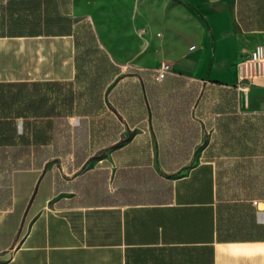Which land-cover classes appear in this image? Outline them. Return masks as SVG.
<instances>
[{
  "label": "crops",
  "instance_id": "crops-1",
  "mask_svg": "<svg viewBox=\"0 0 264 264\" xmlns=\"http://www.w3.org/2000/svg\"><path fill=\"white\" fill-rule=\"evenodd\" d=\"M178 1L200 13L193 38L201 32L203 44L185 49L166 76L213 80L201 71L211 38L200 9L230 7L245 41L229 65L233 83L213 81L236 85L237 63L264 44V29H245L264 27L250 23L264 0ZM140 13V0H0V83L24 84L11 86L22 110L37 103L35 115L8 118L16 132L6 137L51 141L0 146V264H264V197L228 207L213 162L174 177L152 158L156 149L124 147L131 133L123 128L113 144H91L99 135L93 109L121 77L103 80L82 48L110 43L109 16L134 30ZM186 59L187 69L176 70Z\"/></svg>",
  "mask_w": 264,
  "mask_h": 264
},
{
  "label": "rangeland",
  "instance_id": "rangeland-1",
  "mask_svg": "<svg viewBox=\"0 0 264 264\" xmlns=\"http://www.w3.org/2000/svg\"><path fill=\"white\" fill-rule=\"evenodd\" d=\"M140 5L138 28H118L120 21L110 20L114 14L117 19L110 6L109 19L104 22L110 43H98L101 50L94 44L82 48L91 50L92 67L107 75L103 80L121 77L103 98V107L93 109L99 135L91 141L92 146L113 144L123 128L126 136L131 133L124 147L156 149L152 158L163 169L172 170L169 173L174 177L201 161L213 162L218 198L228 207L240 200L264 197V86L258 79L248 80L244 89L213 81L233 83L229 65L245 41L236 30L232 9L198 8L204 16L201 30L211 38L201 71L213 80L201 74L196 78L170 74L157 80L156 69L162 63L172 67L185 49L203 44L201 32L198 42L193 38L200 13L178 0H140ZM82 32L87 34L88 29ZM189 64L186 59L175 67L184 71Z\"/></svg>",
  "mask_w": 264,
  "mask_h": 264
},
{
  "label": "trees",
  "instance_id": "trees-1",
  "mask_svg": "<svg viewBox=\"0 0 264 264\" xmlns=\"http://www.w3.org/2000/svg\"><path fill=\"white\" fill-rule=\"evenodd\" d=\"M260 1V0H258ZM260 6H257V11L254 12V15L257 16L256 21L253 20L252 23L255 25V23L260 24L261 21L264 23V12L260 14ZM260 14V15H259ZM258 21V22H257ZM246 24V22H244ZM246 30H261L264 29V27H254V26H247L245 25ZM23 83H0V146H10V145H26L30 142L38 145L41 143H49L51 141H44L34 138L32 141L30 139L21 138L19 140L12 139L6 137V134L8 132H16V125L11 121H9V117H17L22 116L27 113H32L33 115L37 112V103H33L32 105L27 107L26 110H22V107H20L19 100L17 97L19 96L18 91H12L11 86H22ZM37 85V84H34ZM63 112V109H62ZM3 158V157H0Z\"/></svg>",
  "mask_w": 264,
  "mask_h": 264
},
{
  "label": "built area",
  "instance_id": "built-area-1",
  "mask_svg": "<svg viewBox=\"0 0 264 264\" xmlns=\"http://www.w3.org/2000/svg\"><path fill=\"white\" fill-rule=\"evenodd\" d=\"M191 50L196 49L195 45L190 47ZM169 63H162L156 69V79L163 80L171 71ZM264 78V44H257L246 57L237 63V81L236 86L244 89V85L248 80Z\"/></svg>",
  "mask_w": 264,
  "mask_h": 264
},
{
  "label": "water",
  "instance_id": "water-1",
  "mask_svg": "<svg viewBox=\"0 0 264 264\" xmlns=\"http://www.w3.org/2000/svg\"><path fill=\"white\" fill-rule=\"evenodd\" d=\"M258 208H259L260 210H263V209H264V202H260V203L258 204Z\"/></svg>",
  "mask_w": 264,
  "mask_h": 264
}]
</instances>
